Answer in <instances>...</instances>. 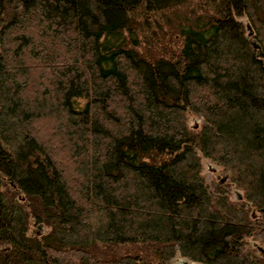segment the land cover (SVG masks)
<instances>
[{"label": "trees", "instance_id": "trees-1", "mask_svg": "<svg viewBox=\"0 0 264 264\" xmlns=\"http://www.w3.org/2000/svg\"><path fill=\"white\" fill-rule=\"evenodd\" d=\"M252 209L264 0H0V264H264Z\"/></svg>", "mask_w": 264, "mask_h": 264}, {"label": "rangeland", "instance_id": "rangeland-1", "mask_svg": "<svg viewBox=\"0 0 264 264\" xmlns=\"http://www.w3.org/2000/svg\"><path fill=\"white\" fill-rule=\"evenodd\" d=\"M239 21H241L243 24H246V18L244 16H240L237 18ZM32 77L35 76L34 74L31 75ZM188 122L196 129L199 128L203 124V120L199 114H193L190 113L188 116ZM47 125V124H46ZM43 126L42 128L38 129L39 132L41 133H48V130L46 129L47 126ZM46 132V133H45ZM202 173L205 177V180L208 182V184L212 187H216L223 182L226 181V175L220 170V166L210 160L207 157H202ZM229 195L231 198H235L238 193H240V190L235 188L234 186H229L228 188ZM250 212L256 213L257 216H262L264 215V211L259 210V209H252L249 210ZM31 230L33 231H40L44 229V227L37 225H32ZM255 245H259L261 247H264L258 240H254ZM171 264H204L199 261H194L190 260L187 257L180 256L178 253H176L171 259L169 260Z\"/></svg>", "mask_w": 264, "mask_h": 264}, {"label": "water", "instance_id": "water-1", "mask_svg": "<svg viewBox=\"0 0 264 264\" xmlns=\"http://www.w3.org/2000/svg\"><path fill=\"white\" fill-rule=\"evenodd\" d=\"M247 35H251V32L249 31L248 33H247ZM252 45L254 46V47H257V45L254 43V42H252ZM238 197H240V193H238Z\"/></svg>", "mask_w": 264, "mask_h": 264}]
</instances>
